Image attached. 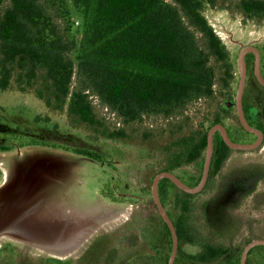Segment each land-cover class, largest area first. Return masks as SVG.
I'll use <instances>...</instances> for the list:
<instances>
[{"label": "rangeland", "instance_id": "374dc122", "mask_svg": "<svg viewBox=\"0 0 264 264\" xmlns=\"http://www.w3.org/2000/svg\"><path fill=\"white\" fill-rule=\"evenodd\" d=\"M40 1L62 29L71 25L77 37H82L83 19L72 0L67 6L58 0ZM239 2L209 0L204 10L234 62L231 89L221 88L218 81L212 97L193 100L171 116L152 112L130 123L91 95L96 114L110 130L121 125L124 137L108 138L86 125L75 126L67 109H50L34 92L15 87L0 90V182L8 177L4 190L22 204L8 211L13 218H8V224L22 235L10 233L0 238L1 264H169L166 258L172 255V236L164 227L153 187L167 165L172 142L197 129L209 134L217 113L225 117L234 140L253 142L257 138L241 122L236 104L225 106L236 99L239 57L245 47H259L264 70V19L247 17ZM9 4L5 0L4 5ZM62 7L71 9L67 20ZM78 80L76 73L73 86ZM261 89L250 76L248 119L264 130ZM221 141L222 133L217 131L216 155ZM74 148L99 152L103 159ZM205 161L206 153L175 173L196 185ZM16 168L23 172L18 180L13 175ZM19 182L23 189L12 192ZM206 186L195 198L197 226L179 240L175 263L204 264L190 254H199L205 243H213L228 248L213 264H240L246 245L264 238V142L255 149H232L222 169L211 171ZM159 188L165 208L177 219V186L172 179H163ZM123 214L126 217L121 220ZM256 260V264H264V254Z\"/></svg>", "mask_w": 264, "mask_h": 264}, {"label": "trees", "instance_id": "16d2710c", "mask_svg": "<svg viewBox=\"0 0 264 264\" xmlns=\"http://www.w3.org/2000/svg\"><path fill=\"white\" fill-rule=\"evenodd\" d=\"M58 1L67 6L69 0ZM4 2L0 0V90L34 92L50 109H67L73 125H86L104 137L121 138L126 131L121 125L113 130L106 126L96 114L92 94L130 123L152 112L171 116L193 100L212 97L218 81L221 88L232 87L234 62L204 12L209 0H72L83 19L80 39L71 25L62 29L40 0H10L8 6ZM69 8L62 7L66 20L71 17ZM239 8L247 17L264 19V0H240ZM76 73L79 80L73 86ZM245 110L248 115L247 106ZM262 110L264 117V105ZM224 118L217 113L212 122L224 123ZM207 146V130L178 137L163 170L175 172L201 160ZM74 149L103 159L99 152ZM231 151L222 140L211 171L219 172ZM174 185L177 219L167 211L182 241L197 226L195 198L200 193ZM159 194L164 204L160 188ZM164 227L172 236L173 250L166 220ZM257 249L264 245L251 251L247 264H256ZM227 252L221 245L205 243L201 253L190 257L213 264Z\"/></svg>", "mask_w": 264, "mask_h": 264}, {"label": "water", "instance_id": "95a60500", "mask_svg": "<svg viewBox=\"0 0 264 264\" xmlns=\"http://www.w3.org/2000/svg\"><path fill=\"white\" fill-rule=\"evenodd\" d=\"M249 49L254 50L258 56L257 72H258L259 78L264 83V78L261 76L260 70H259L260 54H259L258 49L256 47H249V48L243 49L240 52V57H239L240 68H241V81H240V88H239V92H238L237 108H238L240 120L243 123V125L249 131L257 133L258 139L254 142L235 141L231 138L227 127L222 123H217V124L213 125L209 130L208 146H207V152H206V161H205L204 173H203L201 181L198 184L190 185V184L186 183L175 172H171V171H167V170L161 171L156 176V178L154 180V187H153L154 198L157 202V205L159 207L161 214L163 215L164 219L168 223V225L171 229L172 235H173L174 244H173V251H172V255L170 257L169 264H175L177 253L179 250V235H178L177 229L175 227L174 221L171 218L170 214L168 213L167 209L165 208V206L161 200L160 194H159V184H160L161 179L168 177V178L172 179L180 188H182V189H184L190 193H200L201 191L204 190V188L207 184V181L209 179L210 170H211V162H212L213 153H214V136H215V132L217 130L221 131L223 139L233 149H239V150L255 149V148L259 147L264 141L263 132L260 129H258V128L254 127L253 125L250 124V122L248 121L247 116L245 114L244 106L242 104V96H243V91H244V87H245V83H246V71H247V63L245 60V54ZM225 106L229 107V106H231V104L226 103ZM257 245H264V238L252 240L251 242H249L247 244V246L244 249L242 261L240 264H246L250 250Z\"/></svg>", "mask_w": 264, "mask_h": 264}, {"label": "flooded vegetation", "instance_id": "af4514ba", "mask_svg": "<svg viewBox=\"0 0 264 264\" xmlns=\"http://www.w3.org/2000/svg\"><path fill=\"white\" fill-rule=\"evenodd\" d=\"M249 47H256L259 51V54H260V67H259V70H260V74L261 76L264 78V70H263V63H262V60H263V56H262V53H261V50L259 49L258 46H248V47H245V48H249ZM244 48V49H245ZM245 60H246V63H247V71H246V83H245V87H244V91H243V96H242V104L244 106V110H245V106L248 105V100H247V85H248V82H249V79H250V76H253L254 79L257 81L258 85L262 87V91L263 93L261 94L260 96V103H263L264 104V83L261 81V79L259 78V75H258V72H257V64H258V56L256 54V52L254 50H251L249 49L246 54H245ZM240 81H241V78H240ZM239 88H240V84H239ZM239 88H238V92H239ZM238 92H237V95H236V99L235 100H230L228 103H230L231 105L233 104H236V106L238 105ZM231 94V93H230ZM238 109V108H237ZM245 114L247 116V119H248V116L247 113H246V110H245ZM249 121V119H248ZM250 122V121H249ZM224 124V123H222ZM250 124L252 125V123L250 122ZM215 125V124H214ZM225 125V124H224ZM226 126V125H225ZM254 126V125H253ZM227 127V126H226ZM258 129H260L262 132H263V135H264V130L262 128H260L259 126H254ZM228 129V127H227ZM217 131H220V130H217ZM216 131V132H217ZM229 131V129H228ZM215 132V134H216ZM255 133V132H254ZM229 134H230V131H229ZM257 134V133H256ZM231 136V134H230ZM231 138L233 139V137L231 136ZM258 139V134H257V138L256 140ZM222 140L223 139V136H222ZM234 140V139H233ZM255 140V141H256ZM236 141V140H235ZM254 142V141H253ZM264 142V141H263ZM216 142H215V136H214V153L216 152ZM261 146V145H260ZM220 147H221V142H220ZM258 148V147H257ZM233 149V148H232ZM213 153V155H214ZM210 173H211V170H210ZM210 176V175H209ZM183 179V178H182ZM184 180V179H183ZM185 181V180H184ZM186 182V181H185ZM208 182V181H207ZM187 183V182H186ZM189 184V183H188ZM207 185V184H206ZM206 187V186H205ZM205 189V188H204ZM202 192V191H201ZM200 192V193H201ZM197 194V193H195ZM247 246V245H246ZM259 246V245H257ZM256 247V246H255ZM253 247L250 252H249V255H248V259H249V256H250V253L251 251L255 248ZM245 249V248H244ZM244 252V251H243ZM257 253H259V255H257V257L255 258V263H257V260L259 256H262V254H264V249H257L256 250ZM262 253V254H261ZM243 256V254H242ZM248 259H247V262H248ZM242 261V259H241ZM246 262V264H247ZM241 263V262H240Z\"/></svg>", "mask_w": 264, "mask_h": 264}, {"label": "crops", "instance_id": "0c3cea01", "mask_svg": "<svg viewBox=\"0 0 264 264\" xmlns=\"http://www.w3.org/2000/svg\"><path fill=\"white\" fill-rule=\"evenodd\" d=\"M19 170L20 169L16 168L15 173L13 174V175H15V178L17 180L23 174V172H21V170L20 171ZM7 178L8 177H5V178L3 177V179L0 182V195H2L3 194L2 192H4L3 197L0 196L2 198V199L1 198L0 199L3 201L0 204V222H1V224H4V225H1V227H0V238L1 239H3L2 236H6L7 234H10V233L14 234V235H17L18 237H21V235H22L20 230L17 227H13V225H9L8 224V218H10V219L12 218L11 214L8 215L9 209L11 207L15 206V205H17V207H18V206H20L22 204L20 202L21 200H19V198L17 196H14V195H10L9 196V193H8L9 190L8 191L4 190L9 184V182H7L9 178L8 179ZM20 189H23V187H20V182H19L12 189V192L15 191V190H20Z\"/></svg>", "mask_w": 264, "mask_h": 264}, {"label": "bare ground", "instance_id": "6f19581e", "mask_svg": "<svg viewBox=\"0 0 264 264\" xmlns=\"http://www.w3.org/2000/svg\"><path fill=\"white\" fill-rule=\"evenodd\" d=\"M119 217H120V219L122 220V219H124V218L126 217V215L123 214V215H120ZM119 217H118V218H119Z\"/></svg>", "mask_w": 264, "mask_h": 264}]
</instances>
